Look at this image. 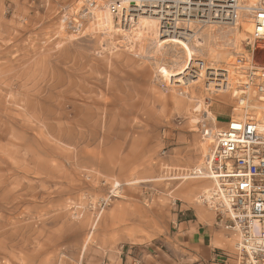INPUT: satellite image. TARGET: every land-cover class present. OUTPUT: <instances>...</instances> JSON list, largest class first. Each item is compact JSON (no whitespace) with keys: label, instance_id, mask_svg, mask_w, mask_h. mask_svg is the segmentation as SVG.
<instances>
[{"label":"rangeland","instance_id":"374dc122","mask_svg":"<svg viewBox=\"0 0 264 264\" xmlns=\"http://www.w3.org/2000/svg\"><path fill=\"white\" fill-rule=\"evenodd\" d=\"M110 1L0 0V264H185L183 214H216L196 195L210 180L169 177L205 172L240 96L179 105L172 56L104 40ZM219 34L196 40L205 62L246 53Z\"/></svg>","mask_w":264,"mask_h":264},{"label":"built area","instance_id":"2783aa9c","mask_svg":"<svg viewBox=\"0 0 264 264\" xmlns=\"http://www.w3.org/2000/svg\"><path fill=\"white\" fill-rule=\"evenodd\" d=\"M150 4L161 18L159 34L185 41L191 30L199 29L198 23H191L195 19L208 17L229 27H241L245 20L252 23L244 41L247 54H235L244 95L234 99L226 127L215 132L208 172L216 185L208 199L203 197V204L219 215L221 227L234 240L236 264H264V119H259L264 112L254 106L264 105V0H152ZM107 10L118 23H129L122 0H111ZM227 82L225 73L218 77L221 88Z\"/></svg>","mask_w":264,"mask_h":264},{"label":"bare ground","instance_id":"6f19581e","mask_svg":"<svg viewBox=\"0 0 264 264\" xmlns=\"http://www.w3.org/2000/svg\"><path fill=\"white\" fill-rule=\"evenodd\" d=\"M122 1L127 8V16L129 18L127 22L129 21V23L124 24V22H122L121 28H119V23H115L114 17L107 10L108 18L99 19L98 25L101 32L103 33L104 40H112L114 38V35L116 34H121L125 39L130 38L137 42L146 39L150 43H153V49H156L155 52L158 53V55L167 53L169 56H172V62L169 65L167 64L163 67V69L160 71V77L164 82L168 84V88L171 89L173 93V99L179 105H186L187 103H189L191 109L193 105L191 103H193V100L196 101L198 97L197 90H199V92H202L201 94H204V98L205 96L208 97L207 99L209 101V104L212 100L218 102L225 101V94H231L232 96H235L237 94L239 96L244 95V93L242 92V73L239 68L236 67V63L234 62V60L230 56H226L222 61L223 64H220L218 61H211V63L205 62L198 55L204 52V49L202 48V46L198 45L196 40H199L200 43H203L204 40L202 36L207 37L211 35V33L220 32L219 36L221 35L220 40L222 41V43H229V45H233V47H235V44L238 43V41L244 39L247 40V38L249 37V33L252 32V23L250 21L245 20V22L241 24V28L238 29V27L227 26L228 24L226 22H218L210 19L207 20L208 17H206V20L195 19V21L192 20L191 23H198L199 29L197 31L191 30L192 33L189 34L188 41H185V39H179L177 35L161 36L159 34L161 18L154 10L155 5L150 4L152 0ZM143 2H149V4L147 5ZM239 25L240 21L238 22L237 26ZM191 40L195 41V43ZM244 51L247 53L246 50ZM190 52L196 55V60L188 59L187 53ZM221 73H225V75H228L227 86H223L222 88L221 85L217 83L218 77L222 75ZM81 90L82 88H80V91ZM254 106L259 107L264 112V105L260 104ZM210 114L212 115V113ZM88 119L89 117H83L82 122L90 121ZM259 119H264V114L262 112H260L259 114ZM221 130L218 129L217 131L219 132ZM210 158L211 153L204 173L202 172L201 164H198L195 167L196 172L184 175L182 177H169V180L208 179L215 186L216 180L214 176L210 174V172H208L210 167ZM143 181L137 180L134 183H141ZM205 185L206 186H204V188H201V190L198 189L200 194H196L197 200L202 203L204 200L203 197L208 199L211 190L214 188V186L209 188L207 184ZM120 187L121 185L115 186L116 190H118ZM89 242L90 238L88 239L86 246ZM80 264H82V262Z\"/></svg>","mask_w":264,"mask_h":264},{"label":"crops","instance_id":"0c3cea01","mask_svg":"<svg viewBox=\"0 0 264 264\" xmlns=\"http://www.w3.org/2000/svg\"><path fill=\"white\" fill-rule=\"evenodd\" d=\"M224 118L225 121L219 120L223 128L228 121V117ZM188 210L191 214H183L173 239L185 264H236L231 238L221 227L219 215Z\"/></svg>","mask_w":264,"mask_h":264}]
</instances>
